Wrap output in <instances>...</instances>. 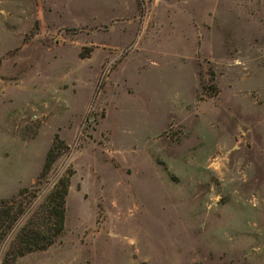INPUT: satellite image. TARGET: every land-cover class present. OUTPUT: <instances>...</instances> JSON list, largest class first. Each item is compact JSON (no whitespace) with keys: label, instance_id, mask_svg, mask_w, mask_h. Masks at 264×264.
<instances>
[{"label":"rangeland","instance_id":"rangeland-1","mask_svg":"<svg viewBox=\"0 0 264 264\" xmlns=\"http://www.w3.org/2000/svg\"><path fill=\"white\" fill-rule=\"evenodd\" d=\"M67 176L11 264H264V0H0V201Z\"/></svg>","mask_w":264,"mask_h":264},{"label":"trees","instance_id":"trees-1","mask_svg":"<svg viewBox=\"0 0 264 264\" xmlns=\"http://www.w3.org/2000/svg\"><path fill=\"white\" fill-rule=\"evenodd\" d=\"M57 154L55 147L48 150L40 178L47 173ZM68 176L58 179L52 190L28 216L25 210L29 208L24 207L20 201L25 191L20 192L16 198L0 201V247L16 231L3 254L2 264H11L18 257L43 251L52 245L62 231ZM20 218L25 220L18 227Z\"/></svg>","mask_w":264,"mask_h":264}]
</instances>
